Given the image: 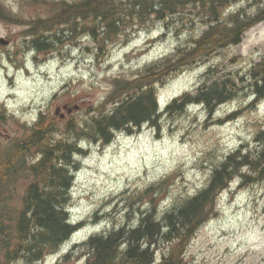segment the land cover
I'll use <instances>...</instances> for the list:
<instances>
[{
	"label": "rangeland",
	"instance_id": "obj_1",
	"mask_svg": "<svg viewBox=\"0 0 264 264\" xmlns=\"http://www.w3.org/2000/svg\"><path fill=\"white\" fill-rule=\"evenodd\" d=\"M0 1V35L11 42L0 54V154L16 138L28 135L42 116L59 134L74 116L107 98L115 88V79L134 78L206 28L191 14L183 19L178 16L175 22L142 24L140 30L126 32L125 42L111 47L105 55L97 56L94 40L83 35H69L50 49L34 50L27 20L50 18L60 13L67 1L76 0ZM4 13L20 20H7ZM263 50L264 21L249 29L240 45L173 74L159 91L160 104L166 107L193 88L209 65H218L223 72L242 71L240 67L258 60ZM244 101L242 96L210 115L197 106L181 114H168L158 128L145 125L131 134L118 133L108 145L83 141L84 153L75 156L78 172L71 203V218L83 227L62 251L40 264H56L75 242L87 239L104 222L109 227L137 224L141 213L152 206L150 197L142 194L155 182L156 191L163 177L170 176L158 199L160 213L197 193L232 148L241 141L253 144L254 133L261 127L258 120H264V100L257 108ZM242 105L246 107L239 118L219 121ZM72 124L79 125V121ZM68 135L77 141V134ZM239 181L233 180L231 188L220 194L216 215L192 239L187 253L192 264H264V181L243 189L237 188ZM28 183V178H21L8 194L13 214L23 209ZM100 221L101 225H96ZM81 248L82 244L78 245L76 258L66 264H86L84 255L79 254ZM165 251L162 246L158 257Z\"/></svg>",
	"mask_w": 264,
	"mask_h": 264
},
{
	"label": "trees",
	"instance_id": "obj_2",
	"mask_svg": "<svg viewBox=\"0 0 264 264\" xmlns=\"http://www.w3.org/2000/svg\"><path fill=\"white\" fill-rule=\"evenodd\" d=\"M255 4L251 14L232 0H81L68 5L54 24L74 25V32L80 27L78 22L89 21L94 25L91 33L103 45L117 42L122 30L139 21L185 17L188 8L207 26L191 45L152 64L133 80L118 84L111 99L115 106L107 111L98 108L80 125L71 124L69 130L77 137L107 144L117 131H131L145 123L157 127L160 114L156 86L164 84L173 73L188 65L220 49L240 44L245 32L264 20V2L256 1ZM97 24H101L103 30L99 34ZM42 26L35 31L37 34ZM45 39L35 40L39 50L49 44ZM218 73L219 68H210L208 74L213 78L206 80L195 95L186 93L176 99L170 111L181 113L191 102L201 103L212 111L241 94L254 96L253 105L264 98V57L245 76L234 72ZM49 121L42 116L31 134L13 143L12 152L0 159V264H35L58 251L80 227L69 223L66 207L73 180L70 174L72 158L79 149L77 143L71 141L73 136L71 140L56 141L54 124ZM255 142V150L247 148L244 153V145L233 150L214 168L204 189L162 216L156 213L154 188H148L145 195L152 197L153 209L144 212L137 226L119 225L83 243L81 251L86 264H189L186 247L214 213L219 193L238 176L244 183L264 181V128L257 130ZM37 153L41 155L40 160L36 164L28 163L27 156L35 158ZM21 171L28 172L30 176L23 173L31 181L23 209L13 214L8 194L18 183ZM161 190L159 188L156 193ZM160 244L170 248L157 262L156 250ZM77 252L78 246L63 257L64 263L58 264L69 262Z\"/></svg>",
	"mask_w": 264,
	"mask_h": 264
},
{
	"label": "bare ground",
	"instance_id": "obj_3",
	"mask_svg": "<svg viewBox=\"0 0 264 264\" xmlns=\"http://www.w3.org/2000/svg\"><path fill=\"white\" fill-rule=\"evenodd\" d=\"M194 5V4H193ZM186 7V6H185ZM173 16V15H172ZM175 16V15H174ZM253 97V96H252ZM261 126V125H260ZM241 142H243V141H241ZM97 144V143H96ZM231 182H233V180L231 181ZM25 192H26V190H25ZM17 211H19V210H17ZM24 211V210H23ZM1 217V216H0ZM68 219V218H67ZM16 230V229H15ZM7 232V231H6ZM9 236V235H8ZM1 240V239H0ZM10 241H11V239H10ZM74 243V242H73ZM128 245V244H127ZM73 246V245H72ZM68 249V248H67ZM88 260V259H87ZM23 262V261H22ZM25 263V262H24ZM28 263V262H27ZM32 264V263H31ZM36 264V263H35Z\"/></svg>",
	"mask_w": 264,
	"mask_h": 264
}]
</instances>
